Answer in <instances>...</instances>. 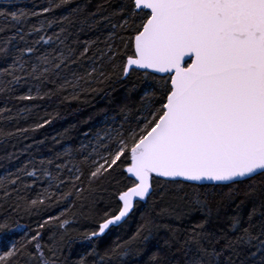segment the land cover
I'll return each instance as SVG.
<instances>
[{
  "label": "snow or ice",
  "instance_id": "obj_1",
  "mask_svg": "<svg viewBox=\"0 0 264 264\" xmlns=\"http://www.w3.org/2000/svg\"><path fill=\"white\" fill-rule=\"evenodd\" d=\"M0 20V140L59 115L8 130L36 101L127 87L118 125L0 176V264H264V0H45Z\"/></svg>",
  "mask_w": 264,
  "mask_h": 264
},
{
  "label": "trees",
  "instance_id": "obj_2",
  "mask_svg": "<svg viewBox=\"0 0 264 264\" xmlns=\"http://www.w3.org/2000/svg\"><path fill=\"white\" fill-rule=\"evenodd\" d=\"M45 0H0V10H31L34 3L43 4ZM99 2V0H92L93 10L94 5ZM61 13L66 14V9H59L55 14L59 16ZM37 21L33 18L30 23H36ZM4 21L0 20V24ZM58 30L55 27L49 30L51 31ZM8 35L11 32L7 33ZM88 36H94V32H89ZM35 34L30 37L34 39ZM87 38V37H83ZM114 91L109 89L111 96H107L104 93L95 96V98H90V104H65L59 105L58 101L55 100H45V101H36L35 104H38L39 107H33L31 113H24L23 115L27 119H20L19 123L16 124L15 121L8 124V130L15 131L16 127H30L35 124L40 117H43L45 112L56 115L55 119L52 120V123L46 125L44 128L36 132H29L24 135H18L12 137L8 140H0V176L6 175L8 172H16L17 168L22 167L24 164H27L29 161L38 162L40 160L54 159L57 152H62L65 148L69 146H78L81 142H87L84 133L94 132L100 128L107 126H115L123 119V116L120 114V106L124 102V98L127 92V87L121 86L118 82L113 85ZM143 85L140 86V89L136 93H133L132 104H136L138 101L139 95ZM21 91H24L22 89ZM111 100V103L109 102ZM25 105L32 107L30 102H12L13 113H15L17 108H22ZM135 109L133 108V112ZM114 117L115 119H112ZM51 118V117H48ZM0 126H4L3 122H0ZM70 130L68 135H63L65 130ZM55 138V139H54ZM89 138H91L89 136ZM56 141H59L57 143ZM9 157H11L9 159ZM31 170V168H29ZM32 178L25 177V181L31 183ZM38 182L36 185L37 189L45 187L46 184ZM189 191L190 189H185ZM35 195V193H31ZM7 205H5V209ZM4 211V209H0ZM144 209L141 208L138 210L137 214L131 218L124 227L120 230V234L127 238L135 232L139 224L141 223V213ZM230 214V212H229ZM197 215V214H194ZM198 218V216H197ZM20 223L25 225H32L35 227L36 222L40 219L37 215H26L23 212L20 214ZM89 226V222L83 219L79 220V223L76 227H79L81 230H84ZM153 251H155V243L151 245ZM77 250H80L79 248Z\"/></svg>",
  "mask_w": 264,
  "mask_h": 264
}]
</instances>
